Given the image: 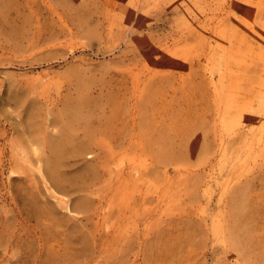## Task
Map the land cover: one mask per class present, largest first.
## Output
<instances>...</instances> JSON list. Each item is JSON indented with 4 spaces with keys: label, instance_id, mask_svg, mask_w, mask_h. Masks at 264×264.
Returning a JSON list of instances; mask_svg holds the SVG:
<instances>
[{
    "label": "rangeland",
    "instance_id": "374dc122",
    "mask_svg": "<svg viewBox=\"0 0 264 264\" xmlns=\"http://www.w3.org/2000/svg\"><path fill=\"white\" fill-rule=\"evenodd\" d=\"M0 264H264V0H0Z\"/></svg>",
    "mask_w": 264,
    "mask_h": 264
},
{
    "label": "bare ground",
    "instance_id": "6f19581e",
    "mask_svg": "<svg viewBox=\"0 0 264 264\" xmlns=\"http://www.w3.org/2000/svg\"><path fill=\"white\" fill-rule=\"evenodd\" d=\"M35 132V131H34ZM34 136H33V140H35L36 141V139H37V136H36V134H33ZM60 141V140H59ZM53 149H54V151L56 152V159H57V162L59 163V165H61L62 163H63V161H64V156L62 155V152H63V149H64V142H59V143H57V144H55L54 145V147H53ZM84 151V149H82L81 150V152H83ZM97 155V154H96ZM100 157V156H99ZM55 159V160H56ZM103 160V159H102ZM101 160V161H102ZM39 162H41L42 163V161L40 160V158H39ZM53 162V161H52ZM56 162V161H55ZM40 163V164H41ZM39 164V165H40ZM52 165V164H51ZM58 167V166H57ZM98 168V166L95 168V169H97ZM101 170V169H100ZM99 171V170H98ZM50 172L51 173H53L54 172V169L53 170H50ZM103 172V171H102ZM98 175H99V173H98ZM48 178V177H47ZM98 178V177H97ZM98 180V179H97ZM97 180H95L94 181V183L97 181ZM52 181V180H51ZM55 181V180H54ZM94 183H91V184H94ZM90 184V185H91ZM54 185V184H53ZM55 186V185H54ZM90 189V188H89ZM93 192V191H92ZM78 202H79V200H78ZM88 207H89V205H88ZM87 207V208H88ZM86 208V209H87ZM80 210H82V209H80Z\"/></svg>",
    "mask_w": 264,
    "mask_h": 264
}]
</instances>
